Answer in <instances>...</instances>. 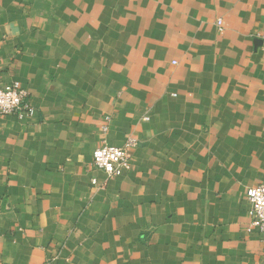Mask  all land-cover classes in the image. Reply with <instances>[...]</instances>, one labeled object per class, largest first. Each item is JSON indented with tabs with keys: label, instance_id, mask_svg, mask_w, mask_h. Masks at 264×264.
<instances>
[{
	"label": "crops",
	"instance_id": "crops-1",
	"mask_svg": "<svg viewBox=\"0 0 264 264\" xmlns=\"http://www.w3.org/2000/svg\"><path fill=\"white\" fill-rule=\"evenodd\" d=\"M14 83L0 264H263L264 0H0ZM131 138L108 180L94 151Z\"/></svg>",
	"mask_w": 264,
	"mask_h": 264
},
{
	"label": "built area",
	"instance_id": "built-area-1",
	"mask_svg": "<svg viewBox=\"0 0 264 264\" xmlns=\"http://www.w3.org/2000/svg\"><path fill=\"white\" fill-rule=\"evenodd\" d=\"M222 31V22H218ZM34 107L28 101V93L18 83L9 87L0 85V116H32ZM137 140L131 138L124 146L105 144L93 153V164L96 169L103 171L108 180L119 177L131 169L130 149L137 146ZM96 184V180H93ZM250 204L249 216L251 228H257L262 235L264 256V183L252 187L247 192ZM251 229H249L250 231ZM264 264V262H263Z\"/></svg>",
	"mask_w": 264,
	"mask_h": 264
}]
</instances>
